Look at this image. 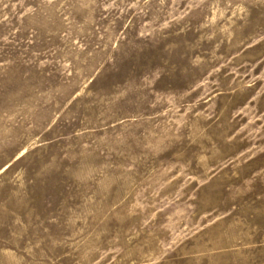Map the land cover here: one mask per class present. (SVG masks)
<instances>
[{"label": "rangeland", "instance_id": "374dc122", "mask_svg": "<svg viewBox=\"0 0 264 264\" xmlns=\"http://www.w3.org/2000/svg\"><path fill=\"white\" fill-rule=\"evenodd\" d=\"M0 264H264V0H0Z\"/></svg>", "mask_w": 264, "mask_h": 264}]
</instances>
